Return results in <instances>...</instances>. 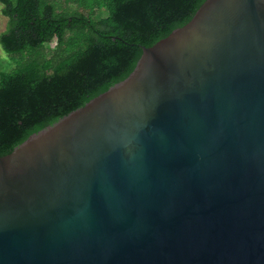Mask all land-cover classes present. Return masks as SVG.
Returning <instances> with one entry per match:
<instances>
[{
	"label": "water",
	"instance_id": "water-1",
	"mask_svg": "<svg viewBox=\"0 0 264 264\" xmlns=\"http://www.w3.org/2000/svg\"><path fill=\"white\" fill-rule=\"evenodd\" d=\"M0 264H264V0H204L0 155Z\"/></svg>",
	"mask_w": 264,
	"mask_h": 264
},
{
	"label": "trees",
	"instance_id": "trees-1",
	"mask_svg": "<svg viewBox=\"0 0 264 264\" xmlns=\"http://www.w3.org/2000/svg\"><path fill=\"white\" fill-rule=\"evenodd\" d=\"M203 1L0 0V46L15 60L0 72V155L127 76L142 45Z\"/></svg>",
	"mask_w": 264,
	"mask_h": 264
},
{
	"label": "rangeland",
	"instance_id": "rangeland-1",
	"mask_svg": "<svg viewBox=\"0 0 264 264\" xmlns=\"http://www.w3.org/2000/svg\"><path fill=\"white\" fill-rule=\"evenodd\" d=\"M2 4L0 3V33L6 31L8 27L7 16L1 13ZM104 15V13H100ZM53 44V42H51ZM15 66V60H13L8 53H6L0 46V72L10 71Z\"/></svg>",
	"mask_w": 264,
	"mask_h": 264
}]
</instances>
